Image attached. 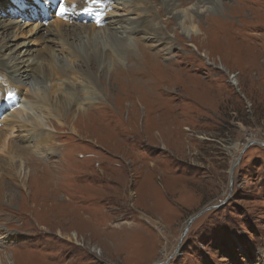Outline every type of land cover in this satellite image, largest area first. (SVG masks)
Returning <instances> with one entry per match:
<instances>
[{
    "label": "rangeland",
    "instance_id": "374dc122",
    "mask_svg": "<svg viewBox=\"0 0 264 264\" xmlns=\"http://www.w3.org/2000/svg\"><path fill=\"white\" fill-rule=\"evenodd\" d=\"M166 1L160 18L152 4L109 0L104 15L117 21L99 18L94 35L45 0L0 5L29 64L49 54L44 71L68 70L30 77L18 107L0 109V263L264 264V0H211L200 13L190 10L202 0ZM2 68L0 91L15 93ZM65 93L67 113L47 112ZM26 111L41 126L25 131Z\"/></svg>",
    "mask_w": 264,
    "mask_h": 264
},
{
    "label": "bare ground",
    "instance_id": "6f19581e",
    "mask_svg": "<svg viewBox=\"0 0 264 264\" xmlns=\"http://www.w3.org/2000/svg\"><path fill=\"white\" fill-rule=\"evenodd\" d=\"M89 1H91V3L93 4L92 6L93 7H96V8H99V7H102L101 8V11L100 12H103L104 13V11H105V9H107L108 8V6L110 5V3H109V0H107L106 1V3H101V1L102 0H98V2H93V0H89ZM124 1V0H123ZM125 1H127V0H125ZM141 1V3L142 2H145V3H149V4H152V5H154V6H157V14H158V10L161 8L159 5H158V2H159V0H130V5H126L125 4V6H127V7H132V6H134L135 4H137V3H139ZM151 1H153V3L151 2ZM166 1V0H165ZM172 0H168V1H166V4L168 5V3L169 2H171ZM178 0H176V3H178L177 2ZM200 1V0H199ZM57 2H59V0L57 1L56 0V3ZM75 2V1H74ZM174 2V1H173ZM183 2V1H182ZM213 1H211V0H202V3L203 4H201V5H203L202 6V8L201 7H199L200 5H195V8H194V11H193V9L192 10H190V13H191V11L192 12H194V13H200V9H203V8H205V11H208V10H210L211 9V7H209V4H213L212 3ZM23 3H25V2H23ZM180 3V2H179ZM197 3H199V2H197ZM82 4H87L86 2H81L79 5H72L73 6V8L72 7H70V6H63V8L64 9H66L65 11H61V8H57V6L55 5V4H52V6H51V9L54 11H56V13L58 14V15H62V16H64V14L65 15H67V17L71 20L72 18L73 19H75L76 21H79L81 24L79 25V27H78V29H81V30H83V31H87V30H89L90 29V32H91V34L92 35H94L95 34V30L93 29V28H95L96 29V27H95V23H98V19L100 18L99 17V15H97L96 17H94V14L92 13L93 11H92V9L89 11L88 9L89 8H83L82 7ZM0 5L2 6V10L1 11H5V5H9V6H14L11 2H10V0H2V2L0 3ZM176 5V4H175ZM182 5V4H181ZM45 6H42V10H44L45 11ZM134 8H137V6L135 5L134 6ZM133 8V9H134ZM159 8V9H158ZM174 10V9H173ZM71 11V12H70ZM35 12V11H34ZM48 13V12H47ZM55 13V12H54ZM149 13V12H148ZM35 14V13H34ZM145 14V13H144ZM92 16V17H91ZM103 16H105V15H103ZM158 16L160 17V15L158 14ZM183 16V15H182ZM181 16V14L180 13H175V14H173V16L172 17H174V19L176 18V19H179V18H181L182 17ZM189 16V15H188ZM195 15H193L192 14V19H194L195 17H194ZM157 17V16H156ZM184 17V16H183ZM93 18V19H92ZM161 18V17H160ZM102 19V18H101ZM100 19V20H101ZM128 20L129 19H124V25L127 27V22H128ZM91 21L92 22H94V23H91ZM114 21H117V18H113V22ZM18 22V20H9L8 22H5L4 20H2L1 18H0V28L3 30V31H6L7 33L9 32V31H11L13 28L16 30V32H14L12 35H6L5 33H2V32H0V53H1V56H5V58L1 61V68H0V70H3V68H2V66H5L6 67V69L8 70V73H9V79L7 80V81H4V82H6L8 85H9V87H10V89L11 90H15V93L17 92H19V89H20V86L21 85H23V84H26V80L27 79H29L30 77H33L32 79L33 80H39L40 82H42V83H47L48 82V80L49 81H52L53 80V76H55V75H59V76H64V77H67L68 75L65 73V72H68V70L66 71V70H63V68H62V70H60V68H59V72L57 71V72H51V70L50 69H54L55 67L54 66H52L51 65V63H52V55H47V54H44V56L45 57H43L42 55H40L39 53H36L35 54V57H34V63H32V64H29L28 63V59H26L25 60V52H26V50H25V52L24 51H22V50H20V47H19V44H17V43H15L14 41H15V39H16V37L18 36V34H20L22 31L20 30V26H19V23H17ZM42 22V21H41ZM104 22H105V26H107V25H110L111 24V22H112V20L111 21H109V19H108V17L106 16L105 18H104ZM112 22V23H113ZM190 22H192L193 23V21L192 20H190ZM115 23V22H114ZM129 23V22H128ZM149 24V23H148ZM183 24V23H182ZM117 25V24H116ZM120 25V24H119ZM121 26V25H120ZM145 25L144 24H139V26L136 28V30H138V32H139V30H141L143 33L145 32V33H147L145 30ZM152 27H153V25H152ZM196 27V26H195ZM131 28V27H130ZM148 28H150V27H148ZM156 28V27H155ZM167 28V27H166ZM182 28H184L186 31H189L188 29L189 28H186V27H182ZM119 29H121V30H123L124 28H119ZM134 29V28H133ZM158 29V31L161 33V29L160 28H157ZM160 29V30H159ZM42 30H43V26L40 24H38V26H37V29H36V31H37V33H39V32H42ZM65 30V29H64ZM191 31H193V32H195L196 31V29L194 28V26H192V28L190 29ZM18 31V32H17ZM150 31L151 32H154V31H152V29L150 28ZM64 32H66V33H62V36H64L65 37V35H67V33L68 34H71V33H73V30H65ZM124 32V31H123ZM125 32H127V31H125ZM134 32H136V31H134ZM132 33V32H131ZM150 33V32H149ZM148 33V34H149ZM76 34V33H75ZM113 34V33H112ZM135 34H137V33H135ZM157 34V33H156ZM76 35H79V34H76ZM154 35H155V33H154ZM113 36V35H112ZM122 37V36H121ZM41 39H43V40H45V37L42 35L41 37H40ZM114 38V37H113ZM116 38V37H115ZM65 39V38H64ZM115 40V39H114ZM161 40V39H160ZM117 41V40H116ZM162 41V40H161ZM121 42V41H120ZM93 43H95V42H93ZM89 44H91V41H89ZM92 45V44H91ZM99 45V44H98ZM117 45V44H116ZM128 46V45H127ZM130 46V45H129ZM72 47V46H71ZM74 47V46H73ZM79 47V46H78ZM84 47V46H83ZM93 47V46H92ZM91 46H90V48L93 50L94 48H92ZM75 48V47H74ZM86 48H88V47H86ZM86 48L84 47V49L86 50ZM144 48V47H143ZM138 49V48H137ZM92 50H87L88 52L90 51H92ZM96 51V50H95ZM130 51V50H129ZM81 53V52H80ZM96 53V52H95ZM69 54H70V56H72V57H75L77 60H79L80 59V57H81V55H80V57L78 58V56L75 54V49H73V48H70L69 49ZM130 54V53H129ZM141 54V53H140ZM161 54V53H160ZM95 55V54H94ZM136 57V56H135ZM140 57V56H139ZM95 58V57H94ZM130 58V57H129ZM115 59V58H114ZM81 60V59H80ZM79 60V61H80ZM45 61H47L48 62V64H49V66H50V69H46V71H44V67L42 68V67H40V65H42ZM35 62H39V65H37L36 67H33V65H35ZM85 64L86 63H89L88 61L86 62V61H83ZM45 64V63H44ZM47 64V65H48ZM93 64V63H92ZM158 64V63H157ZM156 65V64H155ZM79 67V65H76V66H73V67ZM89 67H92L91 66V64L89 63ZM89 67H86L85 68V70L83 71V72H86V71H88L90 74H92V68H89ZM33 68H34V70H33ZM48 68V67H47ZM81 68V67H80ZM156 68H159V67H156ZM72 70H73V72H77L76 71V69L75 68H71ZM79 69V68H78ZM84 69V68H83ZM82 69V70H83ZM97 69V68H96ZM37 72H36V71ZM97 70H99V69H97ZM33 72V73H32ZM69 72H70V70H69ZM81 70H79V72H77V74L79 73V74H81ZM99 72V71H98ZM122 72H124V71H122ZM157 72V71H156ZM32 73V74H31ZM93 73H95V72H93ZM70 74V73H69ZM107 74V73H106ZM35 75V76H34ZM71 75V74H70ZM80 76V75H79ZM91 76H93V74L91 75ZM94 77H97V78H99L100 76H99V73H95V75H94ZM88 78V77H87ZM12 80V81H11ZM14 81L17 83V84H15L14 83ZM93 82H94V80H92ZM95 83V82H94ZM98 83V82H97ZM2 86V85H1ZM91 86V85H90ZM82 87V86H81ZM55 88H56V86H55ZM89 88V87H88ZM86 91V90H85ZM50 92V91H49ZM52 92V91H51ZM88 92H89V90H88ZM14 93V92H13ZM30 93V92H29ZM29 93L27 92L26 93V95H24V99H27V101H34L35 103H37L38 105H41L42 107H46L45 106V101L47 102L48 101V104H49V99H48V97H47V99L46 98H39V97H34L31 93H30V95H29ZM70 93V92H69ZM58 94V93H57ZM68 94V93H67ZM67 94L65 93V95L64 96H62L61 98L59 97V100H57L56 101V109L55 110H53V109H51V107L49 108L48 107V110H47V112H50L51 113V115L53 114V112H61L62 114H65V113H67V108H68V104H69V101H68V96H67ZM71 94H72V96H74V95H76V92H75V90H73V91H71ZM32 95V96H31ZM38 95V94H37ZM30 96V98L28 99V97ZM4 97H5V94H4V92H1L0 91V109H1V107L2 108H4V109H6L5 108V105H7L8 103H3V99H4ZM44 97H45V95H44ZM37 98H39V100L37 99ZM13 100V99H12ZM12 100H10L9 101V104L7 105V106H9L10 104H12ZM8 101V100H7ZM15 101V100H14ZM23 102V101H22ZM66 103V104H65ZM93 104V103H92ZM21 105V104H20ZM13 106V105H12ZM24 106V105H23ZM8 108V107H7ZM11 108H14V110H15V107L13 106V107H11ZM19 108H21V107H19ZM30 110V109H29ZM96 110V109H95ZM1 111V110H0ZM13 113H14V115H15V111H12ZM25 112V111H24ZM27 112V111H26ZM32 112V111H31ZM82 112V111H81ZM96 112H97V110H96ZM19 113V114H18ZM87 113V112H86ZM88 114V113H87ZM21 115V111L17 108L16 109V116H20ZM61 115V114H60ZM26 116H28L29 117V119L31 120V121H24V120H19L20 121V123H22L21 124V126H23V127H26V126H29L30 127V130H33L32 129V127L33 126H41V124L39 123V121L40 120H38L37 118H36V116H35V114H28V112H27V114H26ZM89 117V116H88ZM18 118V117H17ZM51 118V117H50ZM93 118V117H92ZM18 122V121H17ZM86 122V121H85ZM88 122V121H87ZM9 126V125H8ZM12 126V125H11ZM8 128V127H7ZM13 127H11L10 129H12ZM47 128H49V127H47ZM27 130V127H26V129H25V131ZM11 137V136H10ZM6 139V131H4L3 130V128H0V149H2L4 146H5V142L4 141H6L5 140ZM21 141H22V139H18V141L17 142H15V144L14 143H11L10 145H8V147L11 149V151H14V152H18L19 151V146H20V143H21ZM47 140H46V138L43 136V137H38V138H36L35 137V135H34V143H35V145L36 146H41L43 143H45ZM45 155V154H44ZM10 157H11V155H10ZM17 159V158H16ZM3 162V161H2ZM12 162V161H11ZM3 164H5V163H0V167H4V165ZM8 168V167H7ZM13 173V172H12ZM20 175V174H19ZM16 178V177H15ZM3 180V179H2ZM5 182V181H4ZM0 185L1 186H4V183H0ZM2 189L0 188V191H1ZM12 191V190H11ZM14 194H13V192H11V196H13ZM73 238H77V234L76 233H73V236H72ZM13 262V261H12ZM16 262L14 261V264H15ZM0 264H2V261H1V263Z\"/></svg>",
    "mask_w": 264,
    "mask_h": 264
},
{
    "label": "snow or ice",
    "instance_id": "6c2138e0",
    "mask_svg": "<svg viewBox=\"0 0 264 264\" xmlns=\"http://www.w3.org/2000/svg\"><path fill=\"white\" fill-rule=\"evenodd\" d=\"M93 2H98V0H93ZM66 9H64L63 7H61V11H65ZM89 11L91 10L90 8L88 9Z\"/></svg>",
    "mask_w": 264,
    "mask_h": 264
},
{
    "label": "water",
    "instance_id": "95a60500",
    "mask_svg": "<svg viewBox=\"0 0 264 264\" xmlns=\"http://www.w3.org/2000/svg\"><path fill=\"white\" fill-rule=\"evenodd\" d=\"M195 217V216H194ZM192 219V217L189 219V222L187 223V225H189L190 224V220ZM156 264H159V263H156Z\"/></svg>",
    "mask_w": 264,
    "mask_h": 264
}]
</instances>
